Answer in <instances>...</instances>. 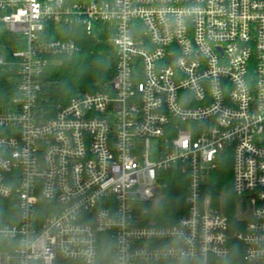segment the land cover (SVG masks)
Masks as SVG:
<instances>
[{
	"label": "built area",
	"instance_id": "obj_1",
	"mask_svg": "<svg viewBox=\"0 0 264 264\" xmlns=\"http://www.w3.org/2000/svg\"><path fill=\"white\" fill-rule=\"evenodd\" d=\"M0 22L23 40L0 47L16 78L0 106V264H264V0H0ZM97 33L112 76L47 106L50 62ZM222 159L243 202L237 260L206 187ZM173 169L187 209L161 225L145 204Z\"/></svg>",
	"mask_w": 264,
	"mask_h": 264
},
{
	"label": "trees",
	"instance_id": "obj_2",
	"mask_svg": "<svg viewBox=\"0 0 264 264\" xmlns=\"http://www.w3.org/2000/svg\"><path fill=\"white\" fill-rule=\"evenodd\" d=\"M22 41V38L10 33L0 22V47L2 46L5 52L21 48ZM78 44L80 50L76 54L71 57H55L47 67L45 91L41 101L51 108L59 104L66 105L79 92L97 90L114 72L115 60L111 46L102 34H79ZM15 79L12 69L5 65L0 66V106H6L15 96ZM164 182L162 201L155 209L148 205V210L157 218L158 224L171 225L186 212L188 177L178 170H168ZM206 187L218 205L222 200L224 201L225 213L228 215L231 227V246L236 254L234 259L237 260L242 251V244L232 237L241 224L236 215L232 170L228 160L222 159L211 171L210 181Z\"/></svg>",
	"mask_w": 264,
	"mask_h": 264
},
{
	"label": "rangeland",
	"instance_id": "obj_3",
	"mask_svg": "<svg viewBox=\"0 0 264 264\" xmlns=\"http://www.w3.org/2000/svg\"><path fill=\"white\" fill-rule=\"evenodd\" d=\"M183 126V128H185L186 126L183 124L182 125ZM158 140L157 139H152V141H151V159H156V157H157V150H158ZM231 166V165H230ZM231 170H232V168H231ZM164 181H165V179H164ZM165 183V182H164ZM164 185V184H163ZM163 187L164 186H162V190H163ZM163 192V191H162ZM162 192H161V195L159 196V197H157V198H155L153 201H150V202H148V203H146L145 205V207H146V209H148V205H150L153 209H155L156 208V206L162 201V198H163V196H162ZM242 204H243V202H241L240 201V199H236L235 198V205H236V215H237V217L238 218H242V217H244L243 216V213H242V211H241V209L243 208V206H242ZM240 205H241V207H240ZM241 208V209H240ZM149 211V210H148Z\"/></svg>",
	"mask_w": 264,
	"mask_h": 264
}]
</instances>
